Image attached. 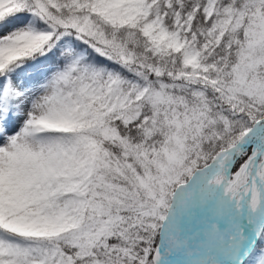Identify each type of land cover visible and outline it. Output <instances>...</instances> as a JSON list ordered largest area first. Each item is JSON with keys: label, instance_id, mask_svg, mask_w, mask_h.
<instances>
[{"label": "snow or ice", "instance_id": "6c2138e0", "mask_svg": "<svg viewBox=\"0 0 264 264\" xmlns=\"http://www.w3.org/2000/svg\"><path fill=\"white\" fill-rule=\"evenodd\" d=\"M0 264H264V0H0Z\"/></svg>", "mask_w": 264, "mask_h": 264}]
</instances>
